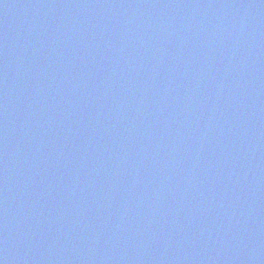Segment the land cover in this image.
I'll use <instances>...</instances> for the list:
<instances>
[{
  "label": "water",
  "instance_id": "1",
  "mask_svg": "<svg viewBox=\"0 0 264 264\" xmlns=\"http://www.w3.org/2000/svg\"><path fill=\"white\" fill-rule=\"evenodd\" d=\"M0 264H264V0H0Z\"/></svg>",
  "mask_w": 264,
  "mask_h": 264
}]
</instances>
